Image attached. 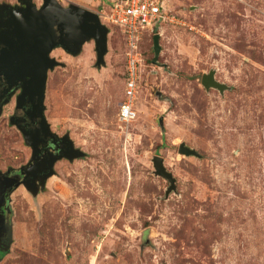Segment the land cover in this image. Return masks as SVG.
I'll return each instance as SVG.
<instances>
[{
	"label": "rangeland",
	"instance_id": "1",
	"mask_svg": "<svg viewBox=\"0 0 264 264\" xmlns=\"http://www.w3.org/2000/svg\"><path fill=\"white\" fill-rule=\"evenodd\" d=\"M101 1L58 0L96 13ZM162 1L171 21L143 36L137 114L126 126L116 28L107 26L101 68L93 41L78 56L51 52L64 65L48 72L45 116L85 156L58 161L36 196L13 192L0 264H264V0ZM211 70L222 92L201 84ZM13 106L0 116L1 171L29 155L8 124ZM180 143L197 155L179 153ZM156 155L175 179L168 194Z\"/></svg>",
	"mask_w": 264,
	"mask_h": 264
},
{
	"label": "water",
	"instance_id": "2",
	"mask_svg": "<svg viewBox=\"0 0 264 264\" xmlns=\"http://www.w3.org/2000/svg\"><path fill=\"white\" fill-rule=\"evenodd\" d=\"M109 28L103 24L96 12L75 4L61 5L58 0H42L37 6L32 0H16V4L0 2V79L5 87L0 89V115L3 105L7 104L15 92L16 108L23 105L30 106V112L41 127L42 133L47 136H57L50 129L45 117V91L48 72L56 66H63V62L51 56V52L61 48L71 56H78L86 42L93 41L95 50V67L105 66V55L108 52ZM159 34L153 36L154 60L160 52L158 44ZM201 84L206 88H216L222 92L226 86L214 78V71L203 74ZM11 124H14L12 120ZM25 141L34 149V143L27 133L23 132ZM66 141L63 154L52 158L39 185L29 186L26 181L22 184L32 195L36 196L39 189L45 186L47 179L55 171V161L65 158L73 161L85 156V153L74 146L69 133L62 137ZM178 152L184 155H197V152L180 143ZM154 174L169 182L166 190L168 194L175 189V179L171 172L163 165V158L153 156ZM35 184V183H34ZM6 218H11L10 210ZM8 236L3 251H8L12 243L11 223L7 224Z\"/></svg>",
	"mask_w": 264,
	"mask_h": 264
},
{
	"label": "built area",
	"instance_id": "3",
	"mask_svg": "<svg viewBox=\"0 0 264 264\" xmlns=\"http://www.w3.org/2000/svg\"><path fill=\"white\" fill-rule=\"evenodd\" d=\"M97 12L106 26L117 28L122 36L124 56L123 94L117 120L126 126L136 118V94L142 66L141 42L156 23L170 20L162 0H102ZM171 21V20H170Z\"/></svg>",
	"mask_w": 264,
	"mask_h": 264
},
{
	"label": "flooded vegetation",
	"instance_id": "4",
	"mask_svg": "<svg viewBox=\"0 0 264 264\" xmlns=\"http://www.w3.org/2000/svg\"><path fill=\"white\" fill-rule=\"evenodd\" d=\"M5 85L4 80L0 79V89L5 87ZM19 93L20 89L15 92L11 100L7 103L9 104L12 100H14L12 113L8 117V124L14 126L21 134L25 146L29 148V155L26 161L18 166L8 167L5 171L0 170V260L2 256L9 251H3L2 249L3 245L7 242V224L11 223V218L9 221L6 218V210H10V214L12 215L11 195L19 186H23L22 184H19L14 187V185L17 182L22 181H26L31 187H33V185H39V181L45 174L49 161L52 158L59 156V154H63L66 146V141L61 138L65 133L59 135L52 130L51 131L56 133L57 136H47L42 133L38 120L32 116V113L30 112L29 105H23L16 108L15 97ZM7 104L3 105V108ZM11 120L14 124L10 123ZM22 131L28 134L30 140L34 143V149H32L31 145L25 141ZM60 160L67 159L62 158L55 161L53 164V170L55 164ZM44 187H41L39 190L41 191Z\"/></svg>",
	"mask_w": 264,
	"mask_h": 264
},
{
	"label": "trees",
	"instance_id": "5",
	"mask_svg": "<svg viewBox=\"0 0 264 264\" xmlns=\"http://www.w3.org/2000/svg\"><path fill=\"white\" fill-rule=\"evenodd\" d=\"M117 29V28H116ZM118 30V29H117ZM119 31V30H118ZM119 34H120V32H119ZM120 36H121V34H120ZM122 37V36H121Z\"/></svg>",
	"mask_w": 264,
	"mask_h": 264
},
{
	"label": "bare ground",
	"instance_id": "6",
	"mask_svg": "<svg viewBox=\"0 0 264 264\" xmlns=\"http://www.w3.org/2000/svg\"><path fill=\"white\" fill-rule=\"evenodd\" d=\"M126 133L128 134V131L126 130Z\"/></svg>",
	"mask_w": 264,
	"mask_h": 264
}]
</instances>
